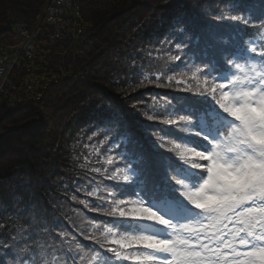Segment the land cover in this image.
Listing matches in <instances>:
<instances>
[{"label": "trees", "instance_id": "16d2710c", "mask_svg": "<svg viewBox=\"0 0 264 264\" xmlns=\"http://www.w3.org/2000/svg\"><path fill=\"white\" fill-rule=\"evenodd\" d=\"M45 1L0 0V47L12 42L17 25L34 24ZM238 4L236 12L226 13L224 0H80L89 38L75 46L73 55L67 46L59 50L60 55L66 50L71 70L66 76L44 71L40 100L0 116L2 264H21L27 257L34 264H73L74 260L75 264H114V254L106 249L117 246L105 243L102 226L94 229L93 224L112 219L103 209L110 208L108 191L115 183L109 177L122 166L108 163L110 156L116 158L115 142L127 134L130 148L150 155L157 140L154 129L171 127L178 133L174 126L160 122L171 110L169 105L177 104L173 97L187 98L179 103L193 110L204 106L203 98L179 90L184 84L177 85L178 79L195 86L191 74L202 65L197 62L186 68L174 60L180 54L175 41L199 49L209 30L230 36L244 29L243 38L232 42L229 50L255 46L257 53L264 52V29L217 20L243 9L261 11L256 0H238ZM178 17L186 22L187 35L178 32ZM197 36L201 45L194 42ZM249 37H254L252 45L247 43ZM257 53L249 55L260 59ZM199 79L211 88L204 85V77ZM146 114L155 119L148 120ZM164 140L166 146L155 143V149L180 163L175 152L167 151L179 140L175 136ZM92 192L95 195H89ZM126 227L131 232L152 231L150 223L129 222ZM97 253L101 255L93 259Z\"/></svg>", "mask_w": 264, "mask_h": 264}, {"label": "snow or ice", "instance_id": "6c2138e0", "mask_svg": "<svg viewBox=\"0 0 264 264\" xmlns=\"http://www.w3.org/2000/svg\"><path fill=\"white\" fill-rule=\"evenodd\" d=\"M256 2L261 5L259 14L248 8L217 20L264 29V0ZM224 3L226 13L239 8L238 0ZM185 23L182 17L175 21L178 32L187 35ZM243 35L244 29L230 36L209 30L199 49L175 41L180 54L174 60L186 68L202 65L191 74L195 86L178 79L177 85L184 84L179 90L203 98L204 106L193 110L179 103L187 98L173 97L177 104L169 105L171 110L160 122L178 133L171 127L154 129L157 140L150 155L130 148L127 134L115 142L116 158L110 156L108 163L122 166L109 177L115 182L108 191L110 208L97 206L112 219L93 224L94 229L102 226L105 243L117 246L106 249L114 254V264L129 258L134 264H264V52L257 53L255 46L229 50ZM253 41L249 37L247 43ZM194 42L201 45V37ZM200 76L210 89L201 84ZM170 136L179 143L167 151L175 152L180 163L155 149V143L164 148V137ZM129 222L150 223L152 231L131 232ZM130 248L151 251H126ZM21 264L34 261L27 257Z\"/></svg>", "mask_w": 264, "mask_h": 264}, {"label": "rangeland", "instance_id": "374dc122", "mask_svg": "<svg viewBox=\"0 0 264 264\" xmlns=\"http://www.w3.org/2000/svg\"><path fill=\"white\" fill-rule=\"evenodd\" d=\"M59 2V0H46L40 14L38 15L36 21L34 24H32L31 27H26L24 25H17L14 29V35L12 38V42L9 44L2 45L0 47L6 49L5 54H3V51H0V59L1 56L5 60V69L11 70L12 73L10 74L9 78L7 79V85L0 82V93L4 94L5 98L1 99L0 103L4 105L2 112L0 113V116L2 113L12 111L16 108H19L21 106L35 103L40 100L43 94V79H42V73L44 71H53L56 74L65 75L68 74V72L71 70L72 65L66 61V50L64 51L63 55L59 54V50L63 49L64 47L68 50H71V54L73 55L75 46L86 39L89 38V29L88 26L85 24L82 15H81V5L80 0H72L73 7L76 5L79 8V16L73 21H70L68 26L66 27V33L63 35L59 41V39H55L53 42L49 41V38H53L55 36L54 32L50 34V36L47 37L46 34H44V30L46 27L43 23V17L42 14L46 8H48L49 4L51 2ZM48 6V7H47ZM76 10V9H75ZM74 13V12H73ZM22 27L27 34V37L29 39H34V41L30 40L35 44V63L30 62L29 60L24 63V65H20L18 68L19 62L16 60H13V57L15 55H23L27 56L26 50L29 51V45L27 43V39L23 38L21 35H17L18 28ZM37 28L39 33L37 32ZM36 36L40 37H47V41L44 39L37 40ZM38 37V39H40ZM36 38V39H35ZM16 40V41H15ZM58 40V42H57ZM42 43V48H39L38 46ZM49 43L48 45H46ZM45 46V47H44ZM20 50V54H19ZM33 54V55H34ZM10 56V57H9ZM12 57V58H11ZM29 58L31 56H28ZM22 56L19 57L21 60ZM34 58V57H33ZM2 61V60H1ZM32 65L33 71L26 69L28 65ZM4 83V80H2ZM25 91L30 92L33 95L26 94ZM20 102V105H14ZM182 223H186V221H182ZM203 235V232H202ZM207 240H202L201 243H207ZM211 247V246H210Z\"/></svg>", "mask_w": 264, "mask_h": 264}, {"label": "built area", "instance_id": "2783aa9c", "mask_svg": "<svg viewBox=\"0 0 264 264\" xmlns=\"http://www.w3.org/2000/svg\"><path fill=\"white\" fill-rule=\"evenodd\" d=\"M48 6H47L48 8H46L44 10V12H43V14L41 16V17H43V23H44V26L46 27V29L44 30V34H46L47 37H48V36H50V34H52L54 32L55 36L53 38H49V41L53 42L55 39H59V41L64 42L63 40H60V38L63 35H65L66 27L68 26L70 21H73L76 18H78V16H79V8L76 5L73 7L72 0H59V2H54L53 1ZM38 29L39 28H37V32L39 33ZM25 32L26 31L24 29H22V27H20V28H18L17 35L18 34L19 35L22 34L21 36L23 38L27 39V43L26 44L29 45V49L30 50L29 51L26 50V53H27L26 55L27 56L15 55L13 57V60H16V61L19 62L18 68L20 67L21 64L24 65V63L26 61H28V60L30 62H33V64L35 63V57L36 56L34 54V51H35L36 47H35V44L30 41V40L34 41V39H29ZM38 37H40V36H36L38 41L42 40V39L43 40L45 39L44 36L40 37V39H38ZM47 37H46V39H47ZM63 38H61V39H63ZM57 42H58V40H57ZM48 44L49 43H47L46 45H48ZM42 45L43 44L40 43V45L38 47L42 48ZM0 51L1 52L3 51V54H5L6 49L1 48ZM19 54H20V50H19ZM21 56H22V58L20 60L19 57H21ZM28 56H31V57L29 58ZM4 60L5 59L2 58V56H1V59H0V82L2 83V87H3V84L8 86L7 85V79L9 78L10 74L12 73L11 71L13 69V68H11L10 71L9 70L6 71V69H5V61ZM26 69L30 70L31 72L33 71L31 64L28 65V67ZM2 80H4V83L2 82ZM4 92H5V90L3 91V93H0V101H1V99L5 98V95H3ZM25 93L29 94V95H33L30 92H28V91H25ZM33 96H36V95H33ZM19 103L20 102H18L17 104H14V105L18 106V105H20ZM0 105H1V103H0ZM3 107H4V105L0 106V113L2 112Z\"/></svg>", "mask_w": 264, "mask_h": 264}, {"label": "bare ground", "instance_id": "6f19581e", "mask_svg": "<svg viewBox=\"0 0 264 264\" xmlns=\"http://www.w3.org/2000/svg\"><path fill=\"white\" fill-rule=\"evenodd\" d=\"M16 41V40H15Z\"/></svg>", "mask_w": 264, "mask_h": 264}]
</instances>
